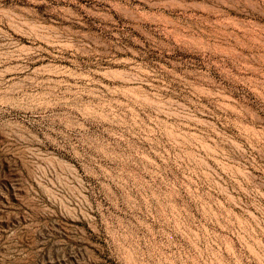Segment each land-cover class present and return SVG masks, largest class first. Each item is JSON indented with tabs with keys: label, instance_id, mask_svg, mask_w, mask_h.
Here are the masks:
<instances>
[{
	"label": "rangeland",
	"instance_id": "1",
	"mask_svg": "<svg viewBox=\"0 0 264 264\" xmlns=\"http://www.w3.org/2000/svg\"><path fill=\"white\" fill-rule=\"evenodd\" d=\"M0 264H264V0H0Z\"/></svg>",
	"mask_w": 264,
	"mask_h": 264
}]
</instances>
